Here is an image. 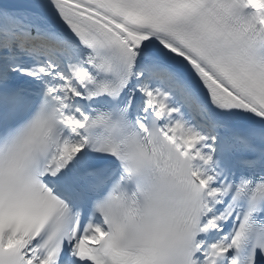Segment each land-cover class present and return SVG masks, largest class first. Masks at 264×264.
Masks as SVG:
<instances>
[{
    "label": "snow or ice",
    "instance_id": "obj_1",
    "mask_svg": "<svg viewBox=\"0 0 264 264\" xmlns=\"http://www.w3.org/2000/svg\"><path fill=\"white\" fill-rule=\"evenodd\" d=\"M0 264H264V0H0Z\"/></svg>",
    "mask_w": 264,
    "mask_h": 264
}]
</instances>
